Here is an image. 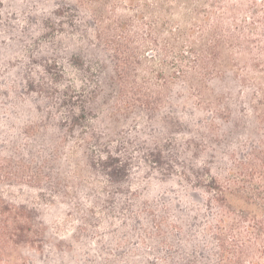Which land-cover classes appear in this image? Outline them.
I'll return each mask as SVG.
<instances>
[{"label": "trees", "instance_id": "16d2710c", "mask_svg": "<svg viewBox=\"0 0 264 264\" xmlns=\"http://www.w3.org/2000/svg\"><path fill=\"white\" fill-rule=\"evenodd\" d=\"M14 1L22 2L0 0L1 250L39 229L35 207L10 199L16 188L69 210L82 244H72L70 262L82 254L83 264H264V220L231 201L234 191L264 211V81L263 108L254 107L259 139L230 154L201 133L180 146V103L204 91L231 35L212 6L163 0L150 13L139 5L135 35L103 17L96 0ZM161 35L164 47L147 51ZM98 54L111 63L112 87L102 79L107 67L89 60ZM110 88L109 113L97 111ZM223 112L213 115L217 126ZM212 122L201 130L224 138ZM193 149L200 159H187ZM75 158L84 173L64 170ZM214 160L225 162L226 181ZM93 221L102 232L91 234Z\"/></svg>", "mask_w": 264, "mask_h": 264}, {"label": "rangeland", "instance_id": "374dc122", "mask_svg": "<svg viewBox=\"0 0 264 264\" xmlns=\"http://www.w3.org/2000/svg\"><path fill=\"white\" fill-rule=\"evenodd\" d=\"M5 1L11 7H16L22 2L19 1L18 4L14 0ZM60 1L70 2L71 0H56V5ZM159 1L162 2L163 0H96V7L98 6V10L102 12L103 17L111 18L116 23L119 22V24L126 22L125 25L129 24L130 27L133 24L136 26L134 21L138 16L136 9H138L139 5L144 4L145 9L149 7V11L152 13L155 12ZM182 1L183 5L187 3L190 6L202 4L207 7L211 5L213 13L223 19L231 35L228 33L230 39L222 42L225 44L222 45L218 70L207 81L204 91L199 92L195 97L186 93L184 101L182 100L180 103L181 111L184 113L180 114L181 119L184 121L183 128L180 131V146L184 150L188 149L191 147L190 144L193 143L192 135L201 133L218 148L225 144L226 146H223L227 147L229 154L233 151H243L247 142L259 139L263 133L260 126L256 127L253 120L254 107L256 106L257 111L263 108L261 104L258 105V101L263 99V96L259 95L260 98L257 97V87L264 81V74L258 72L264 70V0ZM182 11L183 9L178 11V14L180 15ZM146 13L148 12L146 11ZM178 14L176 13L175 21L171 23L174 27L179 23ZM130 29L135 32V35L141 34L136 27H130ZM114 34L115 37L119 36L116 31ZM239 36L242 39L235 40L234 37ZM167 38L166 35H161L158 46L152 45L147 48V51L151 53L158 52L164 47V41ZM89 60L92 64H100L104 68L107 67L102 79L106 81L107 86L111 85L112 87V76L114 74L108 58L98 54L91 55ZM254 82L255 85L252 84ZM111 89L105 90V93L95 100V109L97 111L109 113V109L115 102V93H112ZM199 105H201V108L196 107ZM217 110L224 111L222 118L219 120L222 124L219 126H217V122L211 121L214 119L213 115ZM238 119H242L243 122L238 123ZM210 122H212L211 127L213 129L220 128L221 132L223 130L226 131V134L223 132L224 138L209 133L208 130H201V125L208 126ZM214 122L216 126L213 125ZM255 132L257 133L255 134ZM196 141L203 146L207 145V143L200 142V140ZM187 153H189L187 159L191 160L200 159L201 155H203L198 152L199 157H196L194 149L193 151L189 150ZM213 163L215 173L226 181V178H224L226 175L225 162H215L214 160ZM83 166V160L75 158L65 163L64 170L82 173ZM256 176L258 175L256 174ZM8 195L16 204L26 205L30 208L35 207V221H37L36 224L39 229L35 228L31 239L26 244L13 243L7 245L4 250L0 248V264H77V262L78 264H83L84 258H82V254L75 262H70L69 259L74 251L72 250V244L77 242L79 251H81L82 244L77 240L78 233L75 231L74 219L67 208L59 205H48L46 202L37 200L36 194L20 191L16 188H12ZM231 201L237 209H243L251 217L258 220H264V211H260L254 204H260L259 202L237 199L234 191H232ZM108 221L111 222L109 219ZM91 225L92 235L102 232L101 225L97 224L96 221H93ZM107 228V232L116 230V226L112 225ZM114 238V236L113 238L110 237V242L108 241L107 243L115 246ZM261 241V245L264 247V237ZM249 259L259 260L260 256L256 255Z\"/></svg>", "mask_w": 264, "mask_h": 264}]
</instances>
